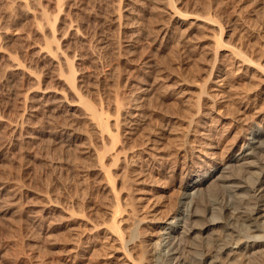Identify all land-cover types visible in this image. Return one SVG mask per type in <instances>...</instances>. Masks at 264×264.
I'll list each match as a JSON object with an SVG mask.
<instances>
[{
    "label": "rangeland",
    "instance_id": "374dc122",
    "mask_svg": "<svg viewBox=\"0 0 264 264\" xmlns=\"http://www.w3.org/2000/svg\"><path fill=\"white\" fill-rule=\"evenodd\" d=\"M40 5L59 51L71 59L75 90L107 117L112 137L97 138L78 109L39 105L31 83L6 73L0 61V264H153L148 253L158 247L159 225L177 205L182 183L225 160L251 124L264 126V0ZM23 27L8 47L31 63L40 87L59 86L36 50L30 21ZM141 84L147 91L137 98ZM131 95L140 103L135 126L124 110ZM16 122L21 131L13 133L8 127ZM96 150L103 151L101 173L91 156ZM235 199L214 188L195 211L222 200L242 209ZM112 203L119 208L114 222ZM189 252L193 264L198 251Z\"/></svg>",
    "mask_w": 264,
    "mask_h": 264
},
{
    "label": "bare ground",
    "instance_id": "6f19581e",
    "mask_svg": "<svg viewBox=\"0 0 264 264\" xmlns=\"http://www.w3.org/2000/svg\"><path fill=\"white\" fill-rule=\"evenodd\" d=\"M40 1L0 0V61L5 64L6 73H16L22 79L24 78L23 80L31 83L32 87L28 91L32 93L31 98L36 99L39 105L45 106L47 110L52 112L55 109L66 111L78 109L85 120L88 121V125L93 130L95 136L102 139L107 135L108 130H110V128L107 129L108 125L106 121L108 120H104L105 116L100 112L98 113L91 103L85 100L76 91L77 89L75 90V79L73 78L75 74L73 72L74 69L72 71L71 68V59L69 60L64 55V52L63 54L59 51V46L57 47V43L53 37L56 29L53 31L52 20L47 15V12H45L46 8L44 10V7L40 5ZM59 11L61 10L59 9ZM25 21H30L34 33L38 36L39 42L36 44L38 45L36 50L55 69L54 80L59 86L40 87V75L28 66L31 63L27 65L26 61L18 58L15 52L8 47L10 41L17 37L22 28H24L23 23ZM53 21L55 23L56 20ZM68 28L74 37L77 36L76 30L72 25L70 26L69 24ZM76 29L78 30V28ZM134 43L135 40L131 42V44ZM35 56L34 58H36ZM145 86V84H141L138 89L136 88L137 98L147 91ZM132 97L131 95L130 100L132 104L130 107H127L128 109L124 108V110H126L125 114L127 113L128 118L126 121L134 125L138 121L140 103H137V101L135 103L136 97ZM214 111L218 114V109ZM8 128L11 132L17 133L21 127L16 122L9 124ZM65 139L64 141H66ZM244 139L238 148L231 150L225 160L216 164L214 163L209 169L197 172L182 183L177 205L171 212L167 213V217L159 225L158 235L156 233V245L158 244V247H156V250L150 251L148 256L146 255L149 257L148 260L154 262L153 264H192L185 256V252L187 251L188 253L191 249L198 251L195 252L196 258L194 259L193 257V264H264V126L251 124V126L246 128ZM101 150L93 151L91 154L99 173L103 169L101 164L103 161V151ZM104 151V155H106L108 150L106 151L105 148ZM104 177H106L104 180L107 186L105 187L108 189L109 195H111V201L115 204L117 200L113 191L114 186H112L111 178L108 176ZM214 188L227 191L230 198L240 199L241 202H244V205L242 204L243 208H231L229 203H226L224 200L221 202L208 201L206 204H202V212L200 214L197 213L195 211L197 210V207L195 209L197 200ZM113 203L110 204L108 213L114 222L119 208H116ZM136 211L134 210V212ZM138 223L140 222L138 221ZM133 238H135L134 234Z\"/></svg>",
    "mask_w": 264,
    "mask_h": 264
}]
</instances>
